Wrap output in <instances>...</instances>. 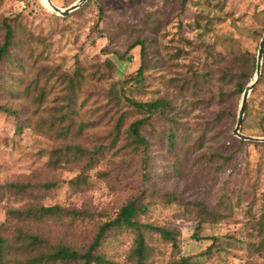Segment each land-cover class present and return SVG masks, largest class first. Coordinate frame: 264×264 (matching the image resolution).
I'll return each mask as SVG.
<instances>
[{"label":"rangeland","instance_id":"374dc122","mask_svg":"<svg viewBox=\"0 0 264 264\" xmlns=\"http://www.w3.org/2000/svg\"><path fill=\"white\" fill-rule=\"evenodd\" d=\"M51 1L61 9L77 2ZM3 21L12 26L14 44L13 61L0 64V106L17 112L23 128L18 134L15 117L0 111V225L7 209L59 205L85 211L90 215L84 221H49L27 228L53 244L81 248L92 242L101 222L112 218L130 199L143 198L150 207L141 223L175 229L179 234L177 250L169 243L157 242L153 264L180 258L203 264H264V251L255 249L260 243L258 228L251 222L264 210V152L254 145L264 142L240 144L232 134L242 94L234 92V83L224 81L219 74L225 67L239 70L240 60L248 57L244 67L251 79L247 85L253 79L264 33V0H88L66 17L47 8L44 0H0V45ZM137 41L146 45L148 70L142 90L133 91V96L143 102L168 100L174 106L177 125L157 121L142 132L150 150L145 165L131 147L120 149L124 141L116 144L98 165L84 172L87 187L75 191L69 181L81 175L82 169L49 168L50 152L63 144L34 127L36 107L22 90L36 77L42 86L51 76L48 89L51 83L54 88L39 110L47 117L44 110L61 104L66 97V76L73 73L76 60L85 75L98 71L80 88V117L96 124L87 129L80 143L91 150L99 145L107 147L117 115L110 117L106 93L112 83L127 80L138 67L139 47L128 51ZM106 60L112 64L110 71ZM193 72L207 75L206 80H199L195 94L183 82ZM261 72L263 79L248 96L240 129L256 138H264L263 57ZM101 73L105 77H100ZM10 79L19 98L6 93L9 87L5 82ZM220 93L228 94L229 99L220 103ZM223 110L227 114L217 120ZM142 116L131 115L121 132ZM169 127L176 134L178 173L171 166L165 141L158 140L159 132ZM215 154L230 156L231 162L219 169ZM101 172L107 173L106 179ZM53 180L59 187L45 195L36 188ZM12 183L32 188L37 199L1 195ZM197 210L223 217L211 222L212 217L207 216L196 230L200 220ZM12 233L14 237L16 232ZM213 242L216 245L207 253ZM131 248L132 237L126 236L108 241L103 251L117 264H126Z\"/></svg>","mask_w":264,"mask_h":264},{"label":"trees","instance_id":"16d2710c","mask_svg":"<svg viewBox=\"0 0 264 264\" xmlns=\"http://www.w3.org/2000/svg\"><path fill=\"white\" fill-rule=\"evenodd\" d=\"M99 14H103L102 7L99 8ZM4 36L3 43L0 45V64L13 61L11 56L12 47L14 44V31L10 23L3 21ZM139 47L140 58L138 67L134 70L131 76L122 82H114L111 84L108 92L106 93L109 105L110 116L114 118V125L111 130L112 140L109 146L103 145L94 146L88 149L84 147L80 141L82 136L86 133L87 129L94 128L95 122H84L80 117L81 104L78 103L80 99V88L83 86L88 77H93L98 71L93 72L91 75H85V70L80 66L76 60V68L71 75L66 76V97L62 100L61 104L54 105L48 110V116H44L43 112H39L42 104L46 102V98L52 92L54 84H50L51 76L45 79L42 86H39V78L31 82L29 86L22 90L24 95L32 97V103L36 107L34 115H37L34 127L44 135L53 139L56 142L63 144L61 147L55 148L50 152L47 165L51 170L58 168L68 169L70 167H80L82 174L69 181L70 187L75 191L83 190L87 187V179L84 172L87 169L98 165L101 158L110 149L114 148L116 144L124 141L120 145V149L131 147L136 155H139L142 164H146L150 158L149 142L146 139L143 131L152 122L166 121L172 126L177 125L176 113L174 106L168 100L157 99L154 101H137L133 96V91H141L144 85V72L146 68V45L142 41L134 42L128 51ZM242 65L239 70L233 71L230 68H221L219 71L221 79L228 83H234L235 90L238 95H241L245 86L250 81L251 76L247 74L244 67L248 62V57L241 59ZM237 62V61H234ZM233 64V63H232ZM108 71L111 70L112 64L106 60ZM251 65H255V56L251 57ZM263 65H264V51H263ZM148 67V66H147ZM22 70L23 68H18ZM199 75V72H193L189 78L184 79L187 89L197 93V85L200 81L207 79L205 74ZM100 77H105V73H101ZM263 79V72H261L259 82ZM246 80L247 82H243ZM13 80L5 82L8 85L6 93L18 97V93L11 89ZM19 84V80H18ZM48 89V90H47ZM180 91L184 90V86L179 87ZM228 94L220 93L218 101L223 103L227 101ZM125 110H121L122 107ZM247 107V102H246ZM246 110V108H245ZM0 111L10 114L16 119L17 133H21L23 125L18 121L17 112L7 107H1ZM96 113V112H95ZM144 115L139 119L128 124V126L121 132L124 122L131 117V115ZM227 114L225 110L218 113L217 120ZM245 115V114H244ZM28 122L30 119H27ZM29 127H32L29 124ZM152 130V129H151ZM158 140L165 144L168 148L169 161L175 173H178L177 167V154H176V134L172 127L167 128L163 132H159ZM123 135V138L121 136ZM240 144H245L243 140H239ZM260 151L264 152V143L254 144ZM107 151V152H106ZM219 162V169H222L224 164L231 162L230 156H213ZM101 177L106 179L107 173L101 172ZM59 187L58 181H49L44 184H39L36 188L42 195H45ZM32 188L27 185L12 183L6 185L1 195L11 193L12 196L27 195L32 199H37V196L31 192ZM150 203L143 198H133L126 202L112 218L101 222L98 225L92 242L88 246L76 248L74 246L64 243H51L48 238L40 233H29L28 226H39L49 221L62 222L69 220L71 223L78 220H86L90 215L85 211L67 210L59 205L43 206L37 205L36 207H29L28 209H7L6 219L0 225V264H117L115 261L110 260L105 256L103 251L104 246L108 241H117L121 237H132V248L126 254V264H153L152 257L157 251L158 243H169L173 250L178 249V231L175 229H168L165 227H158L153 224L141 223L140 218L149 211ZM197 215L200 217L196 230L200 229V224L207 216H211V222L218 221L222 214H207L204 210L203 213L197 210ZM256 223L258 228L257 237L260 240L259 246H255L256 251H264V210L256 221L253 219L251 222ZM16 232L13 237L12 231ZM13 237V238H12ZM208 239V238H206ZM213 240H217L214 238ZM216 242L209 246L207 253L214 248ZM166 264H203L201 262H193L188 258H180L170 260Z\"/></svg>","mask_w":264,"mask_h":264},{"label":"water","instance_id":"95a60500","mask_svg":"<svg viewBox=\"0 0 264 264\" xmlns=\"http://www.w3.org/2000/svg\"><path fill=\"white\" fill-rule=\"evenodd\" d=\"M88 0H77L74 4L71 6L61 9L53 4L51 0H44V3L47 8L51 9L56 14L66 17L68 14L72 13L73 11H76L79 9L84 3H86ZM263 51H264V33L262 35V38L259 42L258 50H257V56H256V67H255V75L251 82L244 88L242 95H241V101L239 105L238 115H237V121L235 128L232 131V134L243 141H253V142H264V138H256L251 136H246L240 132L241 125L243 122L244 114H245V108H246V102L248 99V96L250 92L255 88L257 85L260 75H261V68H262V57H263Z\"/></svg>","mask_w":264,"mask_h":264}]
</instances>
